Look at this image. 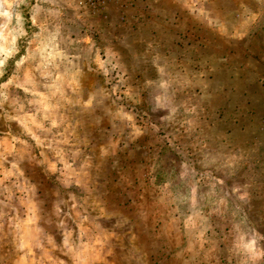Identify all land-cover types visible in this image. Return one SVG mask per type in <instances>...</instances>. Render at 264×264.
I'll return each mask as SVG.
<instances>
[{"label":"rangeland","instance_id":"rangeland-1","mask_svg":"<svg viewBox=\"0 0 264 264\" xmlns=\"http://www.w3.org/2000/svg\"><path fill=\"white\" fill-rule=\"evenodd\" d=\"M75 3L64 20L73 39L83 49L95 45L101 60L111 51L124 69L119 83V76L106 79L102 71L93 72L95 64L82 69L81 80L96 77L98 93L108 95L104 113L81 124L95 157L89 173L92 195L81 214L93 218V225L85 221V227L96 228L106 241L86 264H238L229 255L232 225L245 220L264 233V0ZM154 65L167 66L177 81L174 99L189 108L185 119L168 131L150 111V98L160 91ZM12 115L7 105L0 111V158L9 161L23 154L24 139ZM193 118L194 133L185 123ZM134 128L143 135L135 138ZM203 148L236 157L230 168L210 166L211 180L223 179L225 192L239 184L247 199L231 196L221 204L213 196L221 186L208 191L199 207L207 231L203 240L194 241L177 200L181 186L170 182ZM106 149L109 155L102 157ZM26 175L45 198L37 208L43 224L55 203V178H46L35 165L28 166ZM69 223L79 230L74 219ZM0 255V264H15L7 241ZM68 261L63 254L46 255V264Z\"/></svg>","mask_w":264,"mask_h":264},{"label":"clouds","instance_id":"clouds-1","mask_svg":"<svg viewBox=\"0 0 264 264\" xmlns=\"http://www.w3.org/2000/svg\"><path fill=\"white\" fill-rule=\"evenodd\" d=\"M75 6V0H0V111L7 105L15 113L10 119L19 124L24 136L20 141L22 155L15 154L10 161L0 158V250L7 241L15 264H46L48 253L63 254L69 258L68 264H86L95 248L106 242L96 228L85 227V221L93 225V218L86 212L81 214L92 195L89 173L95 159L88 151L89 142L81 124L104 113L108 95L98 93L96 77L83 81L81 77L83 68L95 64L93 72L102 71L106 79L119 76V83L124 69L111 51L106 53L107 59L101 60L93 50L95 45L83 49L79 40L73 39V29L64 20ZM244 37L239 41L246 45ZM154 67L160 91L151 96L150 111L168 131L185 119L189 108L174 99L177 81L167 66ZM112 72L115 76H110ZM153 83L147 81L148 85ZM126 119L133 121L132 116ZM185 123L194 133L195 119ZM153 129L160 132L156 125ZM142 135L140 128H134L135 138ZM197 151L199 155L183 164V170L170 184L181 186L177 200L185 209V227L194 241H201L207 229L201 226L199 207L207 192L220 185L221 191L213 192V196L221 204L231 196L245 201L247 192H242L239 184L225 192L223 179L211 180L210 166L230 168L236 162L235 156L207 148ZM100 155L107 157L109 152L106 149ZM6 164L9 167L5 168ZM29 165L39 167L48 179L54 177L57 185L51 216L43 224L38 223L41 217L37 208L45 198L38 195L37 183L26 175ZM73 219L79 225L78 231L69 223ZM230 244L229 255L238 264H264V233L249 228L245 220L232 225ZM3 259L0 255V261Z\"/></svg>","mask_w":264,"mask_h":264}]
</instances>
